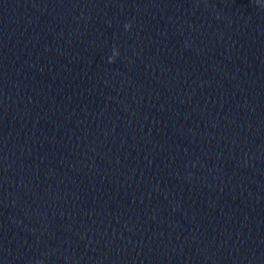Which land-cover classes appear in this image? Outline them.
<instances>
[{
  "label": "water",
  "instance_id": "water-1",
  "mask_svg": "<svg viewBox=\"0 0 264 264\" xmlns=\"http://www.w3.org/2000/svg\"><path fill=\"white\" fill-rule=\"evenodd\" d=\"M0 264H264V0H0Z\"/></svg>",
  "mask_w": 264,
  "mask_h": 264
},
{
  "label": "clouds",
  "instance_id": "clouds-1",
  "mask_svg": "<svg viewBox=\"0 0 264 264\" xmlns=\"http://www.w3.org/2000/svg\"><path fill=\"white\" fill-rule=\"evenodd\" d=\"M125 30L126 31H130L131 30V25L130 24H126L125 25ZM119 55V54H118ZM118 55H113L110 59H109V63H114L115 59L118 57Z\"/></svg>",
  "mask_w": 264,
  "mask_h": 264
}]
</instances>
